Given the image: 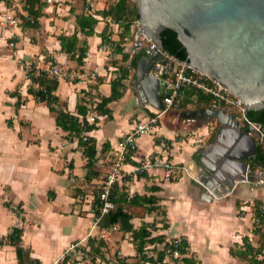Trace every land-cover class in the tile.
I'll use <instances>...</instances> for the list:
<instances>
[{"label": "crops", "instance_id": "0c3cea01", "mask_svg": "<svg viewBox=\"0 0 264 264\" xmlns=\"http://www.w3.org/2000/svg\"><path fill=\"white\" fill-rule=\"evenodd\" d=\"M111 1L114 0H51L50 2L40 0L42 4L39 6L35 3L33 9L36 12L35 23H24L22 16L23 20L11 26L3 22L10 4L0 0V116L4 123V135L0 137V157L3 154L34 153V157L19 158L17 162L15 159L0 161V196L6 195L0 204L5 207L7 213L11 212L17 218L25 220L27 212L24 198L16 195L14 189H22V192L30 197L37 192L45 193L42 197L41 209L31 210L30 219L34 225L31 238L22 226V246L30 250V257L38 260L39 264H63L60 262L63 251L74 242L87 244L88 237L104 236L102 238L110 247L108 236L110 233L113 235L120 233L121 238L126 235L128 245L126 256L135 255L130 232L123 233L117 229L100 230L97 225L91 224L93 216L90 211L86 214H76L79 212L77 201L80 198L68 193L69 174L65 173L64 168L58 171L56 166L66 160L68 164L72 163L73 174L82 179V183L85 181L86 159L77 145V139H66L65 133L56 126L55 115L49 111L46 104L37 102L27 93L31 81L26 77L25 64H35L37 68L42 69L43 66L54 61L64 70L68 69L75 75L72 79L58 78V87L55 91L59 100L66 103L68 111L75 114L78 100L99 101L101 96H108L110 80L119 72L116 69L119 67L128 70V76L123 81L122 97L107 105L111 116L90 113V115L95 114L97 122L96 128L88 132V135L95 139L99 157L97 165L103 175L106 167L100 166L99 160L113 151L117 141L132 128L136 119H142L159 111L146 98L139 81L138 63L144 55V47H149V43L141 40L140 37V42L137 41L138 25L132 26L133 37L127 38L124 42L127 59H122L121 54L112 57L100 50L103 42L101 32L106 24H109L111 39H118V24L109 17L97 14L98 11L107 8ZM90 5L92 7H89ZM19 7L18 11L21 10L29 15L24 7V0ZM81 14H92L98 19L92 35H85L79 31L76 17ZM75 32L78 46L86 42L87 51L82 65H78L61 49L58 39L59 35L71 36ZM8 41L14 42L13 48L8 47ZM113 59L116 60L115 64ZM160 68L159 77L164 82L161 83L160 88L162 97L168 89L166 78L170 69L168 65ZM92 71L96 72L94 79L89 78V73ZM94 84L96 87L92 88ZM15 89H18L23 99H26L25 104L17 110L14 106L16 97L7 93ZM207 107L210 106L198 105L194 100L183 104L181 102L161 115L155 133L138 139L134 159L128 162L126 168L153 153L157 146L155 140L164 138L171 142L169 157L178 166L176 175L172 180H165L162 172L158 170L136 176L127 182V190L130 195L154 194L159 198L158 205L165 212L167 227L163 230L158 229L153 234L163 233L166 239L185 235L189 242V251L198 260V264H240L241 259L248 264V257L251 258L253 252H250L248 257L238 258L233 256L229 249L241 251L245 236L254 249L258 248L259 237L251 232L250 211L256 202L264 205V188L256 190L257 187L250 183L235 182L232 190L227 194L215 196L212 201L207 196L203 197L199 176L204 169L202 160L208 161L203 153L214 142L213 140L208 143L214 127L217 126V130L219 124L214 119L212 123L204 125L203 116L187 117L184 112ZM9 119L12 121L11 126L7 125ZM217 132L218 130L215 136ZM230 140L227 135L223 138L224 142ZM234 143L237 142L234 140ZM103 144H107V149L104 151ZM251 157L248 159L250 166ZM183 165L188 171L181 169ZM41 169L47 175H54L62 180L59 190L55 187L41 189V181L38 179ZM5 170L10 172L8 176L4 175ZM101 178L94 179L91 183L99 184ZM152 185L159 187V191L148 192L146 187ZM87 196L92 199L91 195ZM9 201L12 202L11 206L14 202H17L14 203L17 206L20 204L19 215L3 204ZM46 216H50L48 221L44 219ZM158 218L157 211H153L145 213L142 217L135 216L131 222L137 228L142 222H152ZM158 225L160 226L161 223ZM12 226L14 225L7 228L0 227V238L6 235ZM99 234L100 236H97ZM32 237H35L34 240ZM259 254L264 256V249L257 251L253 259ZM0 264H18L15 248L12 245H0Z\"/></svg>", "mask_w": 264, "mask_h": 264}, {"label": "water", "instance_id": "95a60500", "mask_svg": "<svg viewBox=\"0 0 264 264\" xmlns=\"http://www.w3.org/2000/svg\"><path fill=\"white\" fill-rule=\"evenodd\" d=\"M137 25L159 48L144 47L138 63L140 84L159 111L163 109L161 66L173 63L161 52L181 55L187 62L239 97L246 111L264 110V0H135ZM140 42L139 34H136ZM165 48L166 50H164ZM158 112V111H157ZM219 124L214 142L203 153L199 180L203 197L230 192L244 177H252L248 159L256 152L255 136L237 127L234 114L221 108L185 111ZM230 142H224L225 136ZM234 140L237 143H234ZM233 141V142H232ZM234 143V144H233Z\"/></svg>", "mask_w": 264, "mask_h": 264}, {"label": "trees", "instance_id": "16d2710c", "mask_svg": "<svg viewBox=\"0 0 264 264\" xmlns=\"http://www.w3.org/2000/svg\"><path fill=\"white\" fill-rule=\"evenodd\" d=\"M8 2V0H5ZM35 3L42 4L40 0H24V7L27 10L33 21L24 18V23L30 24L35 23L34 17L36 12L34 9ZM102 17H109L111 21L115 22L119 26L118 39H111V30L109 24H106L101 32L103 41L109 38L112 41V49L110 55L112 57L117 54L122 55V59H127L128 54L124 52V42L127 38H132L131 32L132 26L137 25L138 20V9L135 0H114L109 2L107 8H104L97 12ZM98 22L92 14H81L76 17V23L80 32L85 35H92L94 33V26ZM58 39L61 44V49L70 55V58L75 60L78 65L83 64V58L86 56V42H83L82 46H78V38L76 32L71 36L59 35ZM166 50L165 48H163ZM167 51V50H166ZM168 52V51H167ZM169 53V52H168ZM177 59H187L181 55L171 54ZM116 63V60H112ZM51 63H55L51 61ZM134 65V64H132ZM26 68V66H25ZM121 75L115 76L110 80V94L108 96H101L99 101H92L91 99L78 100L76 104L75 114L68 111L66 103L61 102L55 91L58 87V78L49 76L45 71L39 69L35 64H30L26 69V77L31 81L27 88V93L31 95L37 102H43L48 107L49 111L55 115V124L65 133V138L72 140L77 139V145L81 148V153L86 159L85 168V181L86 184L93 186L91 191V210L95 217H99L97 226L100 230L117 229L123 233L130 232L132 237V243L135 249V261H130L131 256H114V262L112 264H168L172 262L174 264H198V260L195 258L193 253L189 251V242L185 235L172 237L166 239L165 234H153L158 229H166V215L163 209L158 205L159 198L154 194H133L130 195L127 186L115 184L109 193V200L113 202V208L109 209L106 213H101V207L103 202L100 199L101 188L97 183H91L94 179H98L102 176V173L97 165L99 157L97 156V149L95 139L88 135V132L96 128L97 119L94 122L89 123L87 116L96 112L97 114H107L111 116L110 110L107 105L115 100L122 97L124 92V79L128 76V70L126 68H117ZM115 70V71H116ZM96 85H92V88ZM9 96L16 97L15 108H20L21 105L25 104L26 99H23L18 89L7 92ZM211 99L207 93L199 90L190 89L185 94L182 104L190 101H195L198 105H209L211 107ZM247 116L254 119L264 126V110L248 109L246 111ZM7 125L11 126L12 121L7 120ZM216 127L208 141L212 142L215 137ZM160 139H156L158 143ZM256 152L251 157V164H264V142L256 141ZM107 149V144H103L102 150ZM69 168H72V163L68 164ZM171 177L169 180H172ZM157 186H147L148 192L159 191ZM51 198V197H50ZM7 207H12L10 202L3 203ZM237 205L239 203L237 202ZM261 204H254V211L252 215V226L251 232L258 235L259 245L258 248L254 249L252 244L249 242L247 236L243 238L242 250L236 252L235 250L229 249V252L238 258L248 257L250 252H253L248 260V264H255L253 255L260 249H264V234L259 232V227L264 224L263 217L259 214V207ZM20 204L13 210L18 215L21 213ZM157 211V214L161 215V218L154 219L152 222H142L137 228L134 227L131 222L135 216H144L145 213H151ZM264 212V211H263ZM158 223H161L159 226ZM22 233L23 228L19 225L12 226L8 233L0 238V245L9 244L15 248L16 258L18 264H39L38 260H33L30 257V250L25 249L22 246ZM88 254L91 256L92 263L95 264L96 259L100 261H106L110 263L104 254V250L107 248L105 240L100 237H88L87 239ZM177 255L174 256L173 253ZM167 259V261H166ZM66 258L62 260L65 264Z\"/></svg>", "mask_w": 264, "mask_h": 264}, {"label": "built area", "instance_id": "2783aa9c", "mask_svg": "<svg viewBox=\"0 0 264 264\" xmlns=\"http://www.w3.org/2000/svg\"><path fill=\"white\" fill-rule=\"evenodd\" d=\"M22 1L23 0H8L10 9L4 16L3 22L5 24L12 26L23 20V17L30 22L33 21L32 17L24 14L21 10L18 11V9H20L19 5ZM47 1L50 2L51 0ZM89 7H92V5ZM139 35L141 40L149 43V48H151L154 52L159 50L158 46L146 37L140 28ZM10 45L14 46V42H11ZM111 49L112 41L110 38L102 42L100 50L110 54ZM161 54L167 63H173L172 70L166 78V81L169 84L168 89L162 96L163 109L153 115H149L142 119H136L132 128L127 133L123 134L117 141L113 151L105 158L100 159L98 162L100 166L106 167L105 172L103 171V177L99 181L101 188L100 199L103 202V206L101 207L102 214L106 213L114 206L113 202L109 200V193L115 184L119 186H126L130 179L136 176L150 174L158 170L162 172L163 179L165 180L175 177L178 166L175 165L169 157V146L171 142L170 140L164 138H160L157 143L156 150L153 153L146 155L143 159L138 160L137 163L129 165V168H126V165L131 159H134L138 139L144 135L154 134L161 115L179 105L187 91L190 89L199 90L212 96V109L221 108L227 110V112L233 113L234 118L237 121L238 128H243L254 136L255 134L253 133V130H255L259 133L258 136H255V140L264 142V126L247 116L246 108H244V104L239 97L233 95L216 80L211 79L206 73L192 67L187 62V59H177L164 52H161ZM25 69H28V66H26ZM42 70L49 76L56 78L72 79L75 76L69 71L64 70L58 64H47L42 67ZM120 75L121 73L117 72L116 76ZM95 77L96 72L92 71L89 73L90 79H94ZM95 118V114H89L87 116L89 123L94 122ZM181 169L188 171L187 167L184 165L181 166ZM249 169L253 170V176L249 178L244 177L237 182L250 183L254 187L264 188V164H252L251 166L249 164L248 170ZM259 210V214L264 219V205H261ZM90 212L93 214L92 210ZM250 213L253 215V211ZM93 219L95 226L97 225L99 217H95L93 214ZM76 245V242L71 243L62 254V259L66 258V255H69L71 253L70 251L74 250ZM173 255L176 256L177 253L174 252ZM254 259L255 264H264V256L262 254L256 255Z\"/></svg>", "mask_w": 264, "mask_h": 264}, {"label": "rangeland", "instance_id": "374dc122", "mask_svg": "<svg viewBox=\"0 0 264 264\" xmlns=\"http://www.w3.org/2000/svg\"><path fill=\"white\" fill-rule=\"evenodd\" d=\"M137 33L139 34V29L137 31ZM140 37V35H139ZM8 47L9 48H13L14 46L10 45V41H8ZM51 64V63H49ZM52 64H57V63H52ZM30 65V64H29ZM26 65L25 66H29ZM66 71H68V69H65ZM3 128H4V123H3V119L0 116V137H3L4 133H3ZM69 140V139H68ZM73 140V139H72ZM18 155H6L3 154L2 157H0V161L4 162V160L7 159H15V162H17V160L19 158L21 159H27V157L29 156L34 157V153H16ZM2 155V154H1ZM62 156V155H61ZM66 169L65 173L69 174V178H70V182L68 183V193L72 194L73 196H78L80 199L79 201H77V204H79V212H76V214H86L87 211H91V205L89 200H92L90 198V196L87 195H91V191L93 190V186L86 184L85 181H82V179L77 178V176L75 177L74 173V168H69L68 167V163L67 160L64 161V163L62 162L60 165L56 166V169L59 171L60 169ZM10 174V172L8 170L4 171V175L8 176ZM4 176V178H5ZM10 178V177H9ZM8 178V179H9ZM39 181H41L40 186L41 189H43L44 187H55L57 190H59V185L62 182V180H60L58 177H54V175H47L45 172H43V170H40V174L38 176ZM14 189V188H13ZM15 194L19 195L20 198H24V203H25V210H26V218L25 220L19 219L17 218V216L15 214L7 213L5 210V207H2V205L0 204V227L3 228H7L10 227L11 225H20L23 226L27 232H28V237L31 238L32 236V229H34V225L31 222V213H32V209L36 208V210H40L41 209V205H42V197L45 193H41V192H37L36 194H34V196L28 195L27 193L22 192V189H14ZM256 190H259L258 188H256ZM261 190V189H260ZM5 194H3L2 196H0V202H3V199L5 198ZM10 198V197H8ZM10 204L12 203L11 201H9ZM17 203V202H14ZM13 206L10 207L12 210H14L17 207V204H14ZM254 211L253 207L252 210ZM250 211V212H251ZM92 214V213H91ZM159 215V214H158ZM93 216V214H92ZM50 216H46L44 219L45 220H49ZM161 217V215H159V218ZM252 217V215H251ZM92 218V217H91ZM94 219L92 218L91 224L94 226L93 223ZM252 222V221H251ZM17 223V224H16ZM136 224L138 223L137 221L135 222ZM1 228H0V232H1ZM259 232L264 234V224L261 225L259 228ZM112 232V231H111ZM113 232H119L117 230H113ZM105 234V233H104ZM97 236H100L97 235ZM108 236L110 237V247L107 246L106 249L104 250V254L106 259L110 262L107 263L105 261H100V259H96L95 264H112V262H114V256L115 254L119 257L121 256H126V254H128V251L126 249V247H128V245L126 244V235L123 236V238H121V234L120 233H116V234H108ZM104 237V236H102ZM33 240L35 237H32ZM39 241H41L39 239ZM38 241V242H39ZM66 250V249H65ZM64 250V251H65ZM63 251V253H64ZM71 253L69 255H66V262L65 264H94L91 261V256L88 254V247L86 246V242L85 243H79L77 242V245L75 247L74 250L70 251ZM62 253V254H63ZM62 254L60 256V262H62ZM136 259L131 257L130 261H135ZM240 264H247L245 260L240 261ZM169 264H173L171 262H169Z\"/></svg>", "mask_w": 264, "mask_h": 264}]
</instances>
